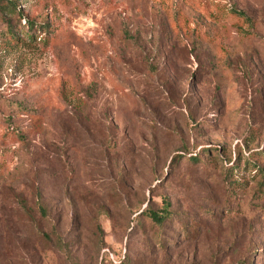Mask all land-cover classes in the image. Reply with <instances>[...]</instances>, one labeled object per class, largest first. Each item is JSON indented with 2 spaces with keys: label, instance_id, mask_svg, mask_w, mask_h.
<instances>
[{
  "label": "rangeland",
  "instance_id": "rangeland-1",
  "mask_svg": "<svg viewBox=\"0 0 264 264\" xmlns=\"http://www.w3.org/2000/svg\"><path fill=\"white\" fill-rule=\"evenodd\" d=\"M15 1L0 264H264V0Z\"/></svg>",
  "mask_w": 264,
  "mask_h": 264
},
{
  "label": "trees",
  "instance_id": "trees-1",
  "mask_svg": "<svg viewBox=\"0 0 264 264\" xmlns=\"http://www.w3.org/2000/svg\"><path fill=\"white\" fill-rule=\"evenodd\" d=\"M5 9L16 11L17 9L16 1L15 0H0V11H3ZM232 12L238 16L244 17L245 19H247V21L250 20L249 17L241 10L233 9ZM33 25H34L33 23L30 24L31 27ZM8 33L13 34L11 27L8 28ZM189 159H193V161H197L198 160L197 154L189 155ZM261 183H262V187H264V180H262ZM162 203H163V206L160 207L159 209L145 208L141 210V213L144 214L158 228H161L163 224L165 223V221L168 218L172 217L169 200L164 197L162 199ZM22 208H24L25 211L28 212V208L25 207V205L22 204ZM37 209L42 217L46 216V209L41 202V196L39 192L37 193ZM160 243H162L161 240H160ZM129 262L132 263V260L129 259L128 257L122 261V264L123 263L130 264Z\"/></svg>",
  "mask_w": 264,
  "mask_h": 264
}]
</instances>
